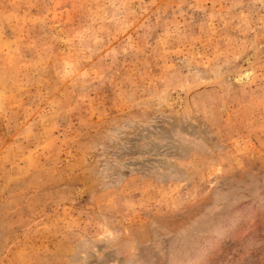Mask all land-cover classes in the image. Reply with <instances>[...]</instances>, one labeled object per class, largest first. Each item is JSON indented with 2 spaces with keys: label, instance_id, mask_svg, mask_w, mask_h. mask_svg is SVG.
I'll return each instance as SVG.
<instances>
[{
  "label": "rangeland",
  "instance_id": "1",
  "mask_svg": "<svg viewBox=\"0 0 264 264\" xmlns=\"http://www.w3.org/2000/svg\"><path fill=\"white\" fill-rule=\"evenodd\" d=\"M0 264H264V0H0Z\"/></svg>",
  "mask_w": 264,
  "mask_h": 264
}]
</instances>
